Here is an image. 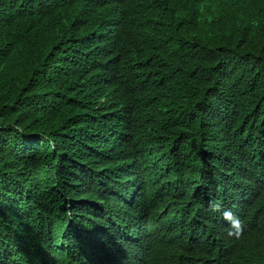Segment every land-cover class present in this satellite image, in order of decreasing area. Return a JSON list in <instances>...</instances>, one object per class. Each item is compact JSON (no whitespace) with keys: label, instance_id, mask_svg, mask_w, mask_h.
Here are the masks:
<instances>
[{"label":"trees","instance_id":"16d2710c","mask_svg":"<svg viewBox=\"0 0 264 264\" xmlns=\"http://www.w3.org/2000/svg\"><path fill=\"white\" fill-rule=\"evenodd\" d=\"M0 264H264V0H0Z\"/></svg>","mask_w":264,"mask_h":264},{"label":"clouds","instance_id":"9594fccd","mask_svg":"<svg viewBox=\"0 0 264 264\" xmlns=\"http://www.w3.org/2000/svg\"><path fill=\"white\" fill-rule=\"evenodd\" d=\"M221 204L219 202H210V208L213 212H220L221 211ZM223 218L229 222V235L238 236L243 231V221L240 220L234 213L230 210H224L222 212Z\"/></svg>","mask_w":264,"mask_h":264}]
</instances>
